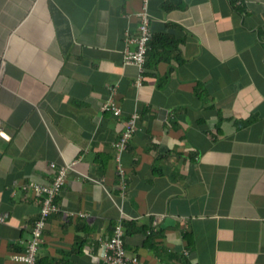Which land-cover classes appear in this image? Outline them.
Returning a JSON list of instances; mask_svg holds the SVG:
<instances>
[{
    "label": "crops",
    "instance_id": "0c3cea01",
    "mask_svg": "<svg viewBox=\"0 0 264 264\" xmlns=\"http://www.w3.org/2000/svg\"><path fill=\"white\" fill-rule=\"evenodd\" d=\"M141 7L0 0V264L40 218L24 186L62 167L37 264H105L120 222L139 264H264V0H151L143 73L124 62Z\"/></svg>",
    "mask_w": 264,
    "mask_h": 264
},
{
    "label": "built area",
    "instance_id": "2783aa9c",
    "mask_svg": "<svg viewBox=\"0 0 264 264\" xmlns=\"http://www.w3.org/2000/svg\"><path fill=\"white\" fill-rule=\"evenodd\" d=\"M141 10L138 13L139 18V34L137 36L126 34V49L124 51V62L128 65H135L139 71L143 73L146 63V55L149 48V42L151 40V14L149 11V5L151 0H140ZM135 47L132 49L131 47ZM2 81V71L0 70V85ZM141 84V77L137 80V85ZM103 110L111 111L115 116H120L122 110L117 106L114 99L110 98ZM138 114H134L128 120L126 129L118 141L115 143L117 149V171L120 177V185L123 189L126 188L125 170L121 163V155L127 150L130 139L137 130ZM1 133V132H0ZM54 167V165H52ZM68 167H62L59 169L57 175L53 179V182L49 186H44L36 183H30L24 186V189H32L36 193H39L43 198L40 218L36 221L32 229V238L28 242L26 251L21 254H16L13 259L23 264H37V253L43 243V234L47 226V221L51 214L57 213L61 210V207L57 203L56 199L62 192ZM104 247V263L105 264H139V259L136 256L127 254L125 248V228L120 222L115 226L113 236L110 240L103 243Z\"/></svg>",
    "mask_w": 264,
    "mask_h": 264
}]
</instances>
